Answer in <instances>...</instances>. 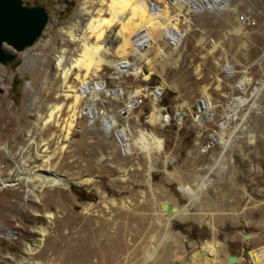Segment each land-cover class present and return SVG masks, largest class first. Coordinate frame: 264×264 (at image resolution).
<instances>
[{"label": "rangeland", "instance_id": "1", "mask_svg": "<svg viewBox=\"0 0 264 264\" xmlns=\"http://www.w3.org/2000/svg\"><path fill=\"white\" fill-rule=\"evenodd\" d=\"M83 1L24 0L43 7L48 24L33 47L0 65V264H227L244 249L255 255L240 264H264V0L187 12L192 26L172 52L174 65L149 70L130 53L127 60L142 70L136 79H113L101 65L96 82L141 90L135 107L124 114L126 94L100 93L91 121L80 101L60 152L72 98L61 93L54 59L60 48L74 56L64 33L82 20ZM89 2L98 9L109 0ZM162 41L166 52L175 48ZM67 85L77 89L74 76ZM161 86L153 104L150 94ZM202 89L209 115L197 108ZM52 104L60 111L42 127L38 118ZM151 114L160 123L148 122ZM109 118L115 127L106 130ZM43 148L54 152L56 188L39 187L36 164L22 171Z\"/></svg>", "mask_w": 264, "mask_h": 264}, {"label": "bare ground", "instance_id": "2", "mask_svg": "<svg viewBox=\"0 0 264 264\" xmlns=\"http://www.w3.org/2000/svg\"><path fill=\"white\" fill-rule=\"evenodd\" d=\"M224 1L228 0H109L108 4H100V8L93 9L88 7V4H91V2L84 0L80 9V12L83 13L82 20L76 24L75 29L68 26L64 33L70 41L74 42V56L71 58L67 57L66 50L60 48L54 59V70L61 82L60 86L62 85L61 93L65 98H72V104H70L67 110L70 115L64 120V123H61L63 124L61 125V130L59 129L63 132V135L58 144V150L60 152L63 150L69 136L72 135L71 131L77 119L80 101H85L86 116L91 121L99 117L98 111L94 106L96 105V101H100V93L114 99H118L126 94L127 101L123 110L124 114H128L135 107L134 97L140 94L141 90L128 93L124 88L108 89L104 81L96 82L95 80L99 79L98 73L101 71V65L113 70L115 74L112 77L113 79H118L122 75L124 76V74L133 76L135 79L142 75L140 63L134 65L127 60V56L130 53L134 55L138 54L137 60L147 64L149 70L154 69L156 65L163 68L169 62H171V65H174L176 60H173L174 53L172 52L178 50L184 33H187L189 27L192 26L190 19H187V12L200 13L205 12V10L207 12L212 11L213 9H217L221 5V2ZM229 11L232 14L235 13L234 9H229ZM162 39L175 48L169 52H166L164 48H160L159 45L163 44ZM149 53L152 55L151 58H148L150 56ZM223 69L227 73L230 67L224 66ZM241 74L242 76L237 82V87L244 93L248 84V80L244 77L248 74L246 68L241 71ZM70 76H74L77 89L68 85L66 86ZM144 77L146 79L147 76ZM162 89L163 86L157 88L155 92H151L150 97L153 104L157 101ZM254 92H256V89H254ZM200 93L201 99L197 103V108L203 111L202 113L209 115L212 107L210 106L206 92L202 89ZM254 108H256V104H254ZM59 111L60 105H50L48 113H45L46 115L43 117L39 116L37 123L42 125V127L49 125L56 119L54 117ZM161 115L163 116L164 112ZM180 118L178 116L177 119L180 120ZM109 120V124L106 120L102 123V127L106 130L115 127L114 120L112 118H109ZM167 121V117L162 118L163 124ZM148 122L151 124L160 123V119L156 114H151ZM56 125L58 124L56 123ZM121 134L122 136L124 135V133ZM149 140L152 141L151 138ZM151 144L152 142H150ZM157 144V142L153 143V145ZM45 146L42 144L39 149ZM142 148L139 147V150L148 157L149 150H145L143 146ZM53 155L54 152H47V148H43L33 159L28 157L27 161H25L28 163V166L26 164L22 168V171L29 169V165L36 164L34 174H36L35 177L37 178V182H39V187L48 186L56 188L59 184L60 176L54 171L49 170L52 168L50 160ZM120 178L122 180L125 179L124 175L120 176ZM83 183L89 184L90 181L84 180ZM37 235L39 239L35 247L39 246L44 231L39 230ZM33 250L35 249H31V247L25 248V254L30 255ZM21 261L25 262L26 259L23 258ZM254 261H257V259H254Z\"/></svg>", "mask_w": 264, "mask_h": 264}, {"label": "water", "instance_id": "3", "mask_svg": "<svg viewBox=\"0 0 264 264\" xmlns=\"http://www.w3.org/2000/svg\"><path fill=\"white\" fill-rule=\"evenodd\" d=\"M47 24V13L40 5L24 0H0V65L12 64L17 54L33 47ZM252 252L244 249L240 256H227L226 262L236 264L239 260H248L250 254L255 255Z\"/></svg>", "mask_w": 264, "mask_h": 264}, {"label": "crops", "instance_id": "4", "mask_svg": "<svg viewBox=\"0 0 264 264\" xmlns=\"http://www.w3.org/2000/svg\"><path fill=\"white\" fill-rule=\"evenodd\" d=\"M248 263H249V264H252V262H251V261H249ZM238 264H240V260L238 261Z\"/></svg>", "mask_w": 264, "mask_h": 264}]
</instances>
